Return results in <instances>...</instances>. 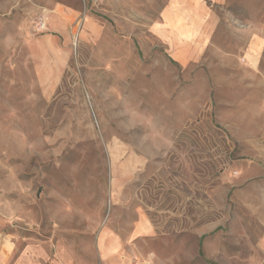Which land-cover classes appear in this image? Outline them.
<instances>
[{
  "label": "rangeland",
  "instance_id": "rangeland-1",
  "mask_svg": "<svg viewBox=\"0 0 264 264\" xmlns=\"http://www.w3.org/2000/svg\"><path fill=\"white\" fill-rule=\"evenodd\" d=\"M166 2L0 0V237L264 264V0L215 5L182 57L153 28Z\"/></svg>",
  "mask_w": 264,
  "mask_h": 264
},
{
  "label": "crops",
  "instance_id": "crops-1",
  "mask_svg": "<svg viewBox=\"0 0 264 264\" xmlns=\"http://www.w3.org/2000/svg\"><path fill=\"white\" fill-rule=\"evenodd\" d=\"M229 1L167 0L160 20L153 26L154 31L182 57L179 45L204 42L206 46L209 43V36L219 27L214 6ZM0 264H79V260L67 249L58 250L55 259L47 260L38 247L27 245L20 248L12 238L3 236L0 237Z\"/></svg>",
  "mask_w": 264,
  "mask_h": 264
},
{
  "label": "built area",
  "instance_id": "built-area-1",
  "mask_svg": "<svg viewBox=\"0 0 264 264\" xmlns=\"http://www.w3.org/2000/svg\"><path fill=\"white\" fill-rule=\"evenodd\" d=\"M40 27H41V28L44 27V23H40Z\"/></svg>",
  "mask_w": 264,
  "mask_h": 264
}]
</instances>
